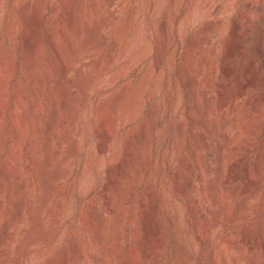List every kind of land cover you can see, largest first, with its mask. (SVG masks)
<instances>
[{"label": "rangeland", "instance_id": "obj_1", "mask_svg": "<svg viewBox=\"0 0 264 264\" xmlns=\"http://www.w3.org/2000/svg\"><path fill=\"white\" fill-rule=\"evenodd\" d=\"M0 264H264V0H0Z\"/></svg>", "mask_w": 264, "mask_h": 264}, {"label": "bare ground", "instance_id": "obj_2", "mask_svg": "<svg viewBox=\"0 0 264 264\" xmlns=\"http://www.w3.org/2000/svg\"><path fill=\"white\" fill-rule=\"evenodd\" d=\"M33 5V4H32ZM36 8V7H35ZM35 11H36V9H35ZM29 21V20H28ZM132 23V22H131ZM29 24H30V22H29ZM73 25V24H72ZM32 26V25H31ZM30 26V27H31ZM125 27V26H124ZM125 29H127V27L126 28H123V30H125ZM74 30H75V27H74ZM126 31H124V33H125ZM74 33V32H73ZM119 34V36H120V32L118 33ZM122 34H123V32H122ZM121 34V35H122ZM52 37V36H51ZM77 37H78V35H77ZM57 43V42H56ZM54 44V43H53ZM87 44V43H86ZM95 46V45H94ZM26 48H28V47H26ZM80 49V48H79ZM28 52V51H27ZM75 52V51H74ZM54 57V56H53ZM30 59V58H29ZM4 70V69H3ZM35 72V71H34ZM189 84V83H188ZM188 86V85H187ZM33 89H36V88H33ZM40 92V91H39ZM3 101V100H2ZM62 103V102H61ZM40 115V114H39ZM34 118H36V117H34ZM36 121V120H35ZM33 125V124H32ZM23 128V127H22ZM21 132V131H20ZM22 136V135H21ZM47 136V135H46ZM24 137V136H23ZM47 138V137H46ZM65 141V140H64ZM32 154V153H31ZM49 156V155H48ZM51 157V156H50ZM33 163H35V162H33ZM47 164V163H46ZM26 168H28V167H26ZM4 175V174H3ZM45 185V184H44ZM47 185V184H46ZM48 187L50 188V186L48 185ZM42 188H43V186H42ZM46 191V190H45ZM48 191V190H47ZM42 200H44V199H42ZM46 201V200H45ZM44 202V201H43ZM21 208V207H20ZM17 212V211H16ZM17 214V213H16ZM20 215V214H19ZM15 217V216H14ZM12 219V218H11ZM13 220V219H12ZM198 221V220H197ZM11 222V221H10ZM7 227V226H6ZM102 242V241H101ZM66 262V261H65Z\"/></svg>", "mask_w": 264, "mask_h": 264}]
</instances>
